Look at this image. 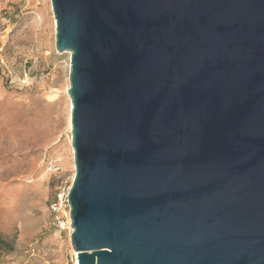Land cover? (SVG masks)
<instances>
[{
	"label": "water",
	"instance_id": "obj_1",
	"mask_svg": "<svg viewBox=\"0 0 264 264\" xmlns=\"http://www.w3.org/2000/svg\"><path fill=\"white\" fill-rule=\"evenodd\" d=\"M51 3L78 263L264 264V0Z\"/></svg>",
	"mask_w": 264,
	"mask_h": 264
},
{
	"label": "rangeland",
	"instance_id": "obj_2",
	"mask_svg": "<svg viewBox=\"0 0 264 264\" xmlns=\"http://www.w3.org/2000/svg\"><path fill=\"white\" fill-rule=\"evenodd\" d=\"M56 40L51 0H0V239L13 247L0 241V264H66L74 253L50 212L76 172L71 53Z\"/></svg>",
	"mask_w": 264,
	"mask_h": 264
},
{
	"label": "built area",
	"instance_id": "obj_3",
	"mask_svg": "<svg viewBox=\"0 0 264 264\" xmlns=\"http://www.w3.org/2000/svg\"><path fill=\"white\" fill-rule=\"evenodd\" d=\"M48 172L51 175H57L62 172V167L58 162H50L47 164ZM57 193L54 196V200L50 204V212L53 216V223L57 231L63 232L70 230L71 228V215H70V201L69 193L70 188H58ZM73 234V232H72ZM66 264H79L78 263V253L74 251L71 261Z\"/></svg>",
	"mask_w": 264,
	"mask_h": 264
},
{
	"label": "trees",
	"instance_id": "obj_4",
	"mask_svg": "<svg viewBox=\"0 0 264 264\" xmlns=\"http://www.w3.org/2000/svg\"><path fill=\"white\" fill-rule=\"evenodd\" d=\"M52 176H53V175H52ZM0 241H1V243H3V247H4L5 249L12 251V248H13V247H12L11 245H7L6 242H5L4 240H2V239H0Z\"/></svg>",
	"mask_w": 264,
	"mask_h": 264
}]
</instances>
